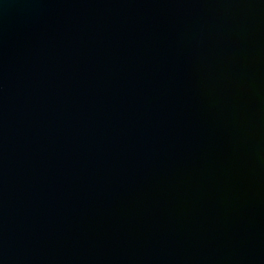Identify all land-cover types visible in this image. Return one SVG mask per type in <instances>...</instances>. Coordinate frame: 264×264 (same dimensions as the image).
Segmentation results:
<instances>
[{
	"label": "water",
	"instance_id": "1",
	"mask_svg": "<svg viewBox=\"0 0 264 264\" xmlns=\"http://www.w3.org/2000/svg\"><path fill=\"white\" fill-rule=\"evenodd\" d=\"M0 264H264V0H0Z\"/></svg>",
	"mask_w": 264,
	"mask_h": 264
}]
</instances>
